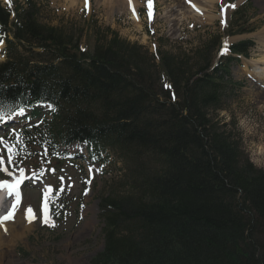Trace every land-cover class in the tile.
<instances>
[{
  "label": "trees",
  "instance_id": "trees-1",
  "mask_svg": "<svg viewBox=\"0 0 264 264\" xmlns=\"http://www.w3.org/2000/svg\"><path fill=\"white\" fill-rule=\"evenodd\" d=\"M28 2L0 64V105L53 104L54 152L74 141L91 154L109 149L132 180L131 192L100 198L103 250L90 264H264V168L240 160L209 111L223 85L209 59L187 68V56L157 55L154 76L135 44L111 32L81 49L37 23ZM8 18L0 7L6 31ZM249 45L231 50L247 54Z\"/></svg>",
  "mask_w": 264,
  "mask_h": 264
},
{
  "label": "rangeland",
  "instance_id": "rangeland-1",
  "mask_svg": "<svg viewBox=\"0 0 264 264\" xmlns=\"http://www.w3.org/2000/svg\"><path fill=\"white\" fill-rule=\"evenodd\" d=\"M30 1L35 4L37 23L71 35L72 40L87 51H91L98 41L105 43L111 32L130 45L135 44L141 55L149 60L154 76L162 71L159 60L152 55L155 52L161 58L172 56L185 60L187 56V68L205 58L212 64L223 63L230 76H224L218 106L209 111L215 114L220 125L224 124L221 130L237 144L240 160L264 168V98L260 97L264 91V62L261 61L264 55V0H227L236 7L224 24L218 17L227 6L219 4L224 0H212L211 5L206 6L205 17L198 16L199 0H153L151 19L148 0H87L86 9L85 0H78L75 5L66 0ZM235 2H239L238 5ZM0 5L8 10L15 5L26 7L27 0H11L10 4L8 0H0ZM133 9L137 20L130 15ZM241 39L252 42L245 60L228 61L227 55L222 56L217 50L221 43L223 48L225 44ZM215 40L217 42L209 50L202 48ZM1 47L0 62H3L6 57ZM160 80L165 82L163 74ZM50 112H53L52 108ZM32 118L30 122L20 119L19 123L0 131L3 164H10L16 158L31 157L37 161L39 157L44 158L37 169H30L31 173L21 186L19 214L26 215L27 210L32 209L35 216L32 228L17 242L3 264H8L9 259L16 264H90L103 250L104 243L103 223L97 208L99 200L131 192V176L124 173L125 164L113 152L104 151L99 160L93 161L86 152V145L85 152H81L82 144L78 143L69 146L68 151L79 150V153H85V158L50 164L47 155L51 152L48 141L51 116L49 111L41 109ZM31 124L35 126L26 129ZM26 131L31 132L26 134ZM31 167L35 168V165ZM10 168L12 171L6 174V179L19 170V165ZM44 203L50 219L48 224L44 223Z\"/></svg>",
  "mask_w": 264,
  "mask_h": 264
},
{
  "label": "bare ground",
  "instance_id": "bare-ground-1",
  "mask_svg": "<svg viewBox=\"0 0 264 264\" xmlns=\"http://www.w3.org/2000/svg\"><path fill=\"white\" fill-rule=\"evenodd\" d=\"M66 1H69V3H71L70 5H75L76 1H78V0H66ZM81 1H83V0H81ZM211 1L212 0H199L198 1L199 6H198L197 10L199 11V14H200V15H198L199 17H205L204 14L206 11V6H210ZM235 3L238 5L239 2H235ZM234 8L224 6L223 7V14L221 13L222 14L221 19L225 20L228 17V14ZM130 15H132L131 16L132 19H134V20L138 19L136 13L134 15L133 12H132V14L130 12ZM213 18H214V16H213ZM261 30H263V29H261ZM262 49H263L262 52H264V40L262 43ZM261 61L264 62V55L261 57ZM262 69L264 70V67ZM263 83H264V80H263ZM260 97L264 98V91L260 95ZM17 175H20V174H17ZM12 180H14V178H12ZM0 191H1V189H0ZM18 192H19V203L18 204L16 201L15 194L8 195L5 198L3 203H1L2 198L0 196V217H3L5 215H7L10 211H13V205H16L15 210L13 212V218L8 220V221H5L3 223V225H0V264H3V260H5L7 257H9V252L13 251V248L17 244V242L23 240V238L26 237L27 232L30 231V229L32 228L33 220L31 221V223H29V218H30L29 214H27V213H25L26 215L19 214V208H20V203H21V190L19 189ZM43 210H44L43 213H44V219H45L47 216V210L48 209L45 206ZM24 222H28V224H26ZM7 223H9L8 228L6 227ZM2 233H5V234L8 233V235L5 236ZM8 264H16V263L13 262L12 259H9Z\"/></svg>",
  "mask_w": 264,
  "mask_h": 264
},
{
  "label": "snow or ice",
  "instance_id": "snow-or-ice-1",
  "mask_svg": "<svg viewBox=\"0 0 264 264\" xmlns=\"http://www.w3.org/2000/svg\"><path fill=\"white\" fill-rule=\"evenodd\" d=\"M9 4L11 2V0H8ZM88 4H87V0H85V8H87ZM194 7V5H193ZM226 7H235V5H227ZM148 8H149V12H148V15H149V18L151 19L152 17V3H151V0H148ZM133 14L135 15V10L133 9ZM227 51V44H225V47L221 50V55H224ZM165 87H170V85H165ZM24 108H19V111H16L14 107H12L11 105H0V122H6L7 120H10L12 119L14 116H17V115H23L24 114ZM2 142V141H0ZM8 152L11 154L12 153V148L9 147L8 148ZM9 159V162H11V155H9L8 157ZM3 164V160L0 159V165ZM2 170L4 171H7L6 168H3ZM22 172V170H21ZM21 181L20 180H17L15 183H9L7 181H4V182H0V188H6L8 189V192L9 194H13L15 193V196H16V201H17V204L19 203V192H18V186H19V183ZM48 191H51V189H48ZM15 207L16 205H13V211H10L7 215L3 216V217H0V225H3V223L5 221H8L10 219L13 218V212L15 210ZM28 214H29V223H31V221L33 219H35V216L32 214V209L29 208L28 210ZM44 223L48 224L50 223V219L46 216L45 220H44ZM51 226H55L54 224H52Z\"/></svg>",
  "mask_w": 264,
  "mask_h": 264
}]
</instances>
